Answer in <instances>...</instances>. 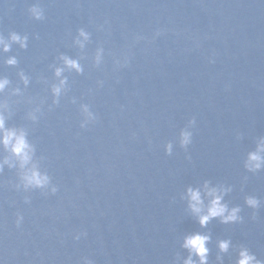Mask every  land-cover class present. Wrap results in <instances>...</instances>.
Instances as JSON below:
<instances>
[{
  "label": "water",
  "instance_id": "obj_1",
  "mask_svg": "<svg viewBox=\"0 0 264 264\" xmlns=\"http://www.w3.org/2000/svg\"><path fill=\"white\" fill-rule=\"evenodd\" d=\"M12 33L27 40L0 52L5 125L24 129L49 180L25 187L0 148L13 165L0 170V264H183L192 233L210 237L208 264H235L241 247L264 262V166H244L264 138V0H0V37ZM205 182L230 189L239 221L198 224L186 190L207 205Z\"/></svg>",
  "mask_w": 264,
  "mask_h": 264
},
{
  "label": "clouds",
  "instance_id": "obj_2",
  "mask_svg": "<svg viewBox=\"0 0 264 264\" xmlns=\"http://www.w3.org/2000/svg\"><path fill=\"white\" fill-rule=\"evenodd\" d=\"M31 13L35 19L42 18V12L38 6H33L31 8ZM79 37L83 40L88 39V34L83 30H78ZM26 36H20L16 33H12L8 40L0 37V52H7L10 48L11 43H17L21 48L26 47ZM83 40H77L81 47L83 46ZM65 67L69 69H74L76 72L81 71V67L78 62L74 59H70L66 56L61 57ZM15 57H9L4 61L7 65L16 64ZM63 69L56 68L55 75L59 77ZM20 78L25 85H27V78L20 74ZM9 80L6 77H0V93H3L5 88L8 86ZM65 81L61 79L59 84L53 86L52 93L54 96H58ZM19 90L15 89L14 93ZM7 108L3 102H0V148L5 152L11 154L15 159L20 169H23V174L21 179L25 187H43L48 183L49 178L47 175L42 174L38 171L35 164H31L33 147L28 142L26 138V133L23 128L6 127L5 125V112ZM35 119V117H33ZM190 133H181V146H185L190 142ZM170 150V146H169ZM264 152V138H261L257 144L255 151L249 152L247 159L245 161V168L250 172H255L264 166V157L260 153ZM7 164L12 167V163L7 157L0 161V170H2L3 165ZM31 164V167H27ZM230 189L209 187L208 183L205 182L203 186V194L207 199V205L202 199L201 189L189 187L186 190V196L188 200V209L196 217L198 224L204 227L208 222L214 218H218L221 223H233L239 221L241 218L238 213L240 212L239 207L229 208L226 203H222L223 195ZM55 191V189H53ZM245 203L251 207L256 208L259 205V201L252 196L246 197ZM210 237L206 234L192 233L186 235L183 239L181 247L188 251V256L184 260L183 264H208V252L209 249L206 247ZM230 242L228 240H220L217 242V248L220 253H225L229 249ZM193 256L196 260H193ZM220 257L217 256V260ZM235 264H264V262L258 260L254 254H252L247 248L241 247L237 252V258Z\"/></svg>",
  "mask_w": 264,
  "mask_h": 264
}]
</instances>
